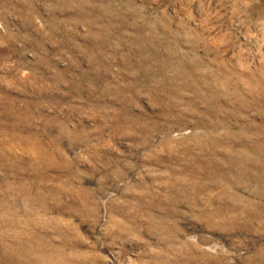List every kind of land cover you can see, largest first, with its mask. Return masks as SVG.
<instances>
[{
	"label": "rangeland",
	"instance_id": "obj_1",
	"mask_svg": "<svg viewBox=\"0 0 264 264\" xmlns=\"http://www.w3.org/2000/svg\"><path fill=\"white\" fill-rule=\"evenodd\" d=\"M0 264H264V0H0Z\"/></svg>",
	"mask_w": 264,
	"mask_h": 264
}]
</instances>
